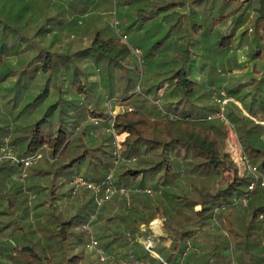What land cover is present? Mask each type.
Returning <instances> with one entry per match:
<instances>
[{
  "label": "trees",
  "instance_id": "obj_1",
  "mask_svg": "<svg viewBox=\"0 0 264 264\" xmlns=\"http://www.w3.org/2000/svg\"><path fill=\"white\" fill-rule=\"evenodd\" d=\"M18 1H25L26 5L15 7L12 0H0V29L5 26L4 30L11 29L15 33L14 38L7 39L2 50L4 52L6 46L8 49V46L14 44L16 55L21 53L15 58L13 65L7 64L6 57L0 55V83H6L8 77L13 81L18 77L21 81L25 77L24 73L33 68L36 73L39 71V77H49V80L56 78L58 93L55 96L57 99H50L49 95L47 101L46 98L43 99L41 102H45L44 109L41 108L42 111L34 114L33 120L27 123H18L19 118L15 119L13 125L9 114L0 110V121L7 122L0 124V132L7 133L14 128L15 135L22 133L16 135L14 140L26 143L25 151H19L20 156L48 146L51 156L56 159H41L38 163L43 161L45 164L36 166L37 170L44 167L50 170V164H55L66 149L76 145L80 152L66 167H55L53 172H65L66 168L76 170L67 180L68 183H71L75 175L101 181L112 166V135L102 127H96L100 135H91L93 124L90 123H86L74 138L71 135L78 125L90 117L106 113L99 108L100 101L86 96L87 88L79 77L66 87L59 83L65 76L61 79L54 72L60 61L63 64L73 63L72 57L85 51H93L98 57L102 56L119 65L129 48L120 37L100 35L101 29L98 33L93 32L85 47L73 49L74 40L69 34L71 31L79 34L80 29L86 26L77 17L90 15V0H48L43 1L44 6L40 8H37V1ZM140 1L153 3L157 0ZM162 1L165 2L164 8L173 9L169 14L189 16L188 12L174 10L180 2L187 0ZM123 2L125 7L131 3L130 0ZM191 2L194 6L198 5L196 8L203 13L204 22H195L190 33L202 35L208 26V36L203 41L206 42V50L212 49V53L210 52L211 57L205 58L203 64L208 66L207 59L226 55L230 64L226 71L233 72L238 66L249 67L253 74L250 80L253 82L247 85L254 84L256 78L264 79V0ZM212 5L216 8L215 14L211 12ZM46 10L52 11L46 14ZM145 12L143 5L138 7L135 14L141 17ZM191 14L193 15L192 11ZM188 22L183 18L179 23L188 26ZM94 29L97 30L96 23ZM84 37L86 36L83 35ZM197 38L194 46L202 41ZM190 46L188 53L178 52L175 58H186L190 62L191 57L195 56ZM193 59L194 57L191 62ZM73 66L74 63L67 64L66 69L71 71ZM173 68V85L167 86L161 82L156 86L147 83L143 93L136 91L119 99L127 105L132 103L133 107L119 113L115 119L117 131L128 132L124 141V160L117 169L115 181L119 186L130 188L136 187L135 185L151 186L156 193L134 194L130 205L119 197L107 201L91 222L93 226L97 225L100 243L108 252H114L118 257L134 252L153 264H163L162 259L171 264L179 260L186 264H264V233L261 222L264 203L258 204L255 200L249 204L234 201L248 190L253 176L251 173L239 175L237 163L225 149L227 122L217 116L221 112V106L214 101L216 105L213 103L203 114L188 111L189 107L197 105V99L204 94L194 98L199 82L185 66L178 64ZM243 89L245 88L240 82L238 87H230L229 92L220 90L225 92L224 98H228L223 113L237 131L244 152L264 172V124L261 123L264 121V112L256 109L257 98L264 89L258 90L256 86L250 100L249 91L246 96L240 95ZM152 94L154 101L149 102L147 98ZM142 95L145 97H141ZM173 97L178 100L171 103L167 101ZM236 97L241 98L248 113L231 99ZM40 99L36 98L33 102L36 104ZM159 99L164 106L169 107L168 110L162 111L161 104L158 106L159 103L156 102ZM171 107L181 110V115L172 116L169 113ZM201 109L205 110L206 106H201ZM134 157L138 160L135 164L132 163ZM0 164L4 166L11 162L5 160ZM17 166L23 168L22 164ZM161 172L163 174L155 179ZM211 182H215V191L210 187ZM262 189L264 187L257 186L252 196L261 198ZM52 193L55 195L48 197L45 203L44 200L41 201L43 203H38L39 206L46 204V210L42 212L41 209L38 213L41 218L37 221L25 215L24 207L30 204L36 208L38 195L34 196V200H30L27 193L26 198L21 194L11 199L7 195L3 196L1 201L7 198L9 207L2 211L0 220V264L84 263L87 256L84 249L88 250V238L84 240L83 233L87 232V223L96 211L95 193L87 187H81L72 197V186L66 187L63 194L56 195V190ZM111 202H116V207L110 209L108 205ZM75 205L78 210L73 211ZM220 207L224 209L215 219L214 210ZM157 216L164 219V235L155 246L162 259L152 255L145 245L128 235H135L141 224L149 223ZM80 226H85L84 230ZM10 228L14 230V234L19 235L17 239L14 240L15 237L9 232ZM87 264L101 262L95 258L88 260Z\"/></svg>",
  "mask_w": 264,
  "mask_h": 264
},
{
  "label": "rangeland",
  "instance_id": "obj_2",
  "mask_svg": "<svg viewBox=\"0 0 264 264\" xmlns=\"http://www.w3.org/2000/svg\"><path fill=\"white\" fill-rule=\"evenodd\" d=\"M35 1L39 2L37 8H40V6H44L43 1L48 0H33V2ZM130 1L131 3H128V6L125 7L123 0H90V15L85 16L84 18H82V15L77 17L81 18L82 21H80L83 22L84 26H86L80 29L79 34H76L73 31H71L70 34L68 33L70 35V38L74 40L73 49L75 50H79L80 48L85 47L89 43L87 41L92 38L93 32L95 31L94 33H98L101 29L102 30L100 35L104 37L113 36L122 38V41H124L128 46L129 52H127L123 56V58H121L119 65L116 64V62L113 63L102 56L98 57L93 53V51H85V53L87 54L78 53L77 55L72 57L74 66L71 71L66 69L67 64H73L71 62L63 64L60 61V64L57 65V70L56 72H54V75L60 76L59 78L61 79L63 75L65 76L64 80L62 79V82H59L60 84H64L66 87H69L71 81L79 77L81 79V83L84 84V87L87 88L88 95L86 96H89L88 98H91L94 101H96V99L97 101H100L101 104H99V108L101 110H104L105 113L108 112L109 102H111V105L113 108H115V110H122V108L131 107L130 105H133L132 103L127 105L121 103V100L119 99H122L127 94L136 91L143 93L145 91V86L147 85V83L148 85L150 83H153L156 86L158 84H161V82L167 84V86H169L168 84L173 85L174 78L171 77L173 73L172 70H174L173 67H177L178 64L185 66L186 69L189 70L192 77H194L199 82L196 94H204L202 95L203 97H201L203 101L201 104L203 106H206L205 111H208V107H210L213 103L215 105L217 103V105L221 106L222 110V105L219 101H222L223 98L226 97V95L225 92L224 94L220 92L221 89L229 92L230 87L232 89L236 88L241 82L245 89H243V92L240 91V95L242 96V94H244L246 96L247 91H249V95L247 94L249 96V100L250 96L254 95L253 93L256 86L258 90L264 89V79H261L260 77L256 78L254 84L247 85V83L253 82L252 80H250V76L253 74L250 72L249 67L243 68L238 66L235 67L233 72L226 71L225 63L227 60H229L227 59L228 57L226 55L215 56L213 59H207L209 60V65L205 66L203 62L206 57H211L210 54L212 53V49H210L211 51L206 49H197L195 56H192L194 57L192 62V57L190 59L191 63L188 62L186 58H175L178 52L188 53L189 46L195 43V38H197L195 36L197 34H191L190 28L192 29V26L195 25V22H204V16L202 15L203 13L199 12V8H196V6L198 5L194 6V3H192L191 0H187V2H180L177 8L174 7V10H177V12H188L189 16L185 17H181V14H174L175 16L169 14V12H171L173 9L164 8L163 5L165 4V2H163L162 0L160 2L157 0L153 3H147V1L144 2L140 0ZM149 2H151V0H149ZM12 3L15 5V7H24L26 5L25 1L22 2L18 0H12ZM143 5L146 12L141 17L136 16L135 13L137 12L138 7L140 8ZM210 9L212 14H215V6L212 5ZM51 11L52 10H46V14H49ZM191 11L193 12V15L191 14ZM24 14H26L25 11ZM176 17L177 19H175ZM183 18L184 20L191 22V24H189L188 22V26H182L179 22H181ZM125 20H127L128 22H125ZM95 23L97 25V30L94 29ZM207 27L205 29V32L202 35L200 34L197 40L204 39L208 36ZM2 28L3 29H0V41L3 42L2 40H4L5 42H0V55H3V58L6 57L5 59L7 64L10 63L11 65H13V63L16 61L15 58L21 53L16 55V46L14 44L8 46V49L5 45L6 47L3 52L2 48L4 47V44L7 43V39L14 38L15 33L14 31H11V29H8L7 31L4 30L6 29L5 26H2ZM83 35L86 37L83 38ZM202 55H204V57ZM24 74L25 77L21 79V81L18 77H15L17 78L16 81H13L14 79H9L8 77V81L6 83H0V110H3V113L9 114V120H12L11 123H13V125L15 123V119L19 118L21 119L18 120V123L21 124H23L22 122L24 121H26V123L32 121L34 114L36 115L37 113H40L42 111L41 108H43L45 102L41 101L45 98V101H47L48 95L49 98L52 99L57 96L58 93V82L56 78L53 77V79L49 80V77H39L37 76V74H39V71H37L36 73L33 68L30 69V72H26ZM61 79H59L58 81H61ZM65 95L67 96L68 94ZM153 96L154 94L150 95V97L147 96L149 97L147 98L149 102L154 101L152 100ZM3 97H6V99H2ZM69 97L71 100H74V98H72L71 96ZM141 97L145 96L142 95ZM36 98L41 99L35 104L33 101ZM55 99L57 98L55 97ZM235 100L238 102V104L241 103L242 109L248 113V110L245 107L246 105H244V103L241 102L237 97ZM156 102L159 103L158 106L161 104L162 111L168 110L169 107H167V105L164 106L161 99ZM149 104L150 103H148V105ZM256 109L260 112H264V90L261 96L257 98ZM169 113L172 116H178L181 115V110H177L174 107H171ZM3 123H7L6 120L0 121V124ZM233 128L234 126H229V135L227 133L225 141V149L230 155H232V153L230 152L229 145L232 140L237 141L242 147L238 133L235 128ZM21 134L22 133L20 132L16 135ZM98 134L99 133H97V135ZM16 135L15 129L13 128L10 129L9 132H5L0 136H3L1 139L3 142L6 137H9V141L12 144L11 150L19 154V149L17 148V144L19 143V141H14ZM75 136L76 133L74 129L72 131L71 138H74ZM125 149L126 148L124 146L123 150ZM242 150L244 151L243 147ZM66 159L67 155L61 157L60 160L58 159V162L53 165L49 163V169L53 170L55 167H58L56 166L57 164L66 162ZM123 160L124 155L121 162ZM259 161H261V159ZM134 162L136 163L138 162V160H133L132 163L135 164ZM41 163H43V161H41ZM237 167V172L241 176H245L246 174L251 173L248 171L244 172L243 169L241 170L238 164ZM74 172H76V170L66 168L65 173L64 171L61 173H57V171H55L51 173L46 172L42 174L31 175V171H29V174L27 173L28 177H25L22 183L20 182V186H25V188L28 186L27 189H22L19 187L17 192L25 198V194L27 193L30 197V200H34V196H38L35 205L36 208H34V206L30 204L28 207L27 204L25 205V215H29L28 218L34 221H37L38 218H41V215L39 216L38 213L41 212V209L42 212L46 210V204L39 206L38 203H45L48 197L54 196L55 194L52 193L53 190H56L57 194H63L66 191V186L68 185V182L66 181L67 173ZM162 174L163 172L157 174L155 176V179H158ZM251 174L253 176V179L255 174ZM258 175H264V172L261 171L260 173H258ZM211 183L212 184H210V187L215 191V182ZM262 190L263 191L261 198L257 199V196L253 195L255 196L253 197L251 194L250 200L247 202V204L251 203L252 200H255V202L258 204L264 203V189ZM155 193L156 192L153 191L151 195ZM108 206L110 209L114 208L116 207V202H111ZM74 207L75 209L73 211L78 210V206L75 205ZM5 210L6 209H3V211ZM219 213H217L216 216H218ZM216 216L214 217L215 219H217ZM154 219L155 217L151 221H153ZM261 219L264 220V215L261 216ZM263 220L261 221L263 227L262 233H264ZM151 221L149 223H151ZM223 221L226 222V219H224ZM149 223L145 224L149 225ZM96 226H93L92 223L89 225V228L86 226L88 229L87 232L85 231L86 233H83L84 240L88 238L90 231L94 232L97 237L99 236ZM79 228L83 229L85 228V226L83 228L80 226ZM13 231L14 230L10 228L9 232H11L13 237H15V240L19 237V235L14 234ZM16 231L17 230H15V232ZM128 235L130 236L132 234L129 233ZM262 242L264 243V235ZM84 252L87 256L85 257L86 260L83 264H87L88 260L90 259L96 258L97 260H99L94 252L86 249H84ZM99 262L101 261L99 260Z\"/></svg>",
  "mask_w": 264,
  "mask_h": 264
},
{
  "label": "built area",
  "instance_id": "obj_3",
  "mask_svg": "<svg viewBox=\"0 0 264 264\" xmlns=\"http://www.w3.org/2000/svg\"><path fill=\"white\" fill-rule=\"evenodd\" d=\"M222 94L224 92L222 91ZM220 100V99H219ZM228 98H223L222 101H219L222 105L221 112L217 113V116H220L227 122V133L229 130V126L233 125L231 122L225 117L224 109L225 104L227 103ZM109 109L106 115L103 116H93L90 117L86 122L78 125L75 128V133L79 132L86 123L93 124V128L90 130L91 135H97L96 127H102L106 132L112 135V166L105 176V178L101 181L91 180L82 177L81 175H75L71 179V186L73 188V194L77 192V190L81 187H87L91 189L95 193L96 197V211L95 214L92 216L91 220L87 223V227L91 224L92 220L95 218L99 210L104 206V204L113 199L114 197H119L123 199L128 205H130L133 201V195L137 193H153V188L149 186H136L133 188L119 186L115 181V175L117 169L121 163L123 158L124 152V141L125 137L122 136V132H118L115 127V119L117 115L121 112H125L127 110H131L132 107L122 108V110H115L112 107L111 102H109ZM234 129V128H233ZM229 135V133H228ZM229 145V144H228ZM230 152L232 153V158L235 162L240 166L241 170L243 169L244 172L248 171L254 173L255 176L251 180L248 190L241 195L240 197H236L234 199L235 202L242 201L247 203L250 200L252 192L256 189L257 186H264V175L259 176L258 173L261 170L258 168L257 165L253 164L247 154L242 150L241 145L237 142L232 140L230 143ZM12 144L9 141V137H6L3 144L0 146V162L5 160H9L13 164H22L24 169H27L37 163L44 157L49 158L50 160H55L56 157L51 156L50 150L48 146H44L39 150L26 155L20 156L18 153L11 150ZM237 157V159H236ZM136 160V157L133 158ZM262 174V173H261ZM224 207L216 208L214 210V217L219 213ZM151 224H158V220H153ZM90 231V230H89ZM131 239H134L132 235L129 236ZM190 243V240H188ZM86 247L88 250L94 252L102 264H153L152 262L148 261L145 258H140L135 255L134 252H131L128 256L125 257H118L115 253L108 252L103 245H101L99 238L97 235L90 231L88 240L86 241ZM145 247L147 250L151 252L152 255L161 258L158 252L155 250V241L152 237H149L145 242ZM162 259V258H161ZM163 261V264H171L166 261ZM173 264H186L184 261L179 260L174 262Z\"/></svg>",
  "mask_w": 264,
  "mask_h": 264
},
{
  "label": "crops",
  "instance_id": "obj_4",
  "mask_svg": "<svg viewBox=\"0 0 264 264\" xmlns=\"http://www.w3.org/2000/svg\"><path fill=\"white\" fill-rule=\"evenodd\" d=\"M195 37H199V34H197ZM205 43L206 42H204L202 39V41L198 42V44L196 46L191 45L190 48L192 49L191 50L192 53L196 54L197 49H199V50L206 49L207 45H205ZM227 59H229V58H227ZM241 60H243V59H241ZM218 62H219V60H218ZM225 65H226V69H227V67L230 66L229 60L226 61ZM199 96L200 95L196 94L194 98H198ZM238 99L242 102L241 98L238 97ZM177 100H178V98L173 97V98H169L167 101L171 103V102H175ZM233 100H235V99L233 98ZM202 102H203L202 98H198L197 102H196L198 106L197 105L191 106V107H189V109L187 108L188 111H190L191 113H194V114H198L199 112H201V114H203L204 112H207V111L201 109V106H203L201 104ZM236 103L238 104L237 101H236ZM238 105L242 108L241 103H239ZM130 106L133 107V105H130ZM261 123L264 124V121H261ZM97 133H98V131H97ZM122 133H123L122 136L125 137V139H126L128 132L124 131ZM3 134L4 133H0V135H3ZM95 136H97V135H95ZM2 137L0 136V141H2L1 140ZM4 138H3V140H4ZM0 146H1V144H0ZM17 148L19 149V151H25L26 143L23 141H20L17 144ZM79 152H80L79 148H77L76 145L74 147H70V148L66 149L60 155L59 160L61 159V157L67 155V159H66L67 161L60 163V164H57L56 166H58V168L59 167H66L70 163L72 158L75 157L76 154H78ZM57 162H58V160H57ZM39 164H45V162H43V163L40 162V163L35 164L34 166L31 167L32 169H30V168H28V169L22 168L21 169L20 167L17 166V164H13V163L5 164L4 166H2L0 164V220L2 218L1 215H2L3 209H7L9 207V201L6 199L7 198L8 199L14 198L16 195L19 194L17 191H18V188L20 187V182L22 183V181H24V176L27 175V173L29 174V171H31V175L42 174V173H46V172L47 173L53 172V170H47L46 167L39 168L37 170V167H35V166H38ZM44 166H46V165H44ZM35 169H36V172H35ZM61 172H63V171H59L57 173H61ZM71 174L72 173H69L67 175L66 181L68 179H70ZM74 174L75 173H73V175ZM15 182L18 184H16ZM66 187L71 188L70 182L68 183V185ZM149 187H151V186H149ZM4 195H7L8 197L6 199H4L3 201H1L3 199ZM71 195L73 197L75 194L71 193ZM154 220H158V224H151V223H149V225H146L145 223L141 224L139 231L135 235H133V238H134L133 240L141 243L142 245H145V242L147 241V239L149 237H152V239H154V241H155V246H156L160 237H162L164 235V219L160 216H157V217H155ZM0 227H1V225H0ZM0 236H1V232H0Z\"/></svg>",
  "mask_w": 264,
  "mask_h": 264
}]
</instances>
